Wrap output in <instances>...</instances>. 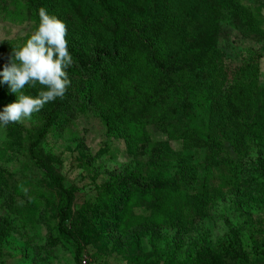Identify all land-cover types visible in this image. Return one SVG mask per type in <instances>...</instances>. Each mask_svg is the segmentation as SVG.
Listing matches in <instances>:
<instances>
[{
    "label": "rangeland",
    "instance_id": "rangeland-1",
    "mask_svg": "<svg viewBox=\"0 0 264 264\" xmlns=\"http://www.w3.org/2000/svg\"><path fill=\"white\" fill-rule=\"evenodd\" d=\"M240 1L256 14L260 25L252 26L222 5L214 31L210 36H195V46L213 43L223 56L228 79L255 60L257 83L264 87V0ZM215 4L221 3L204 0L195 15L209 14ZM37 25L28 0H0V71L12 50ZM30 90L26 87L24 91ZM16 98L7 84L0 83V111ZM46 114L45 105L31 119L14 124L22 140L9 125L0 126V264H78V244L99 264H264L263 146L254 143L249 153L239 155L230 144L221 145V155L232 159L235 168L225 166L216 172L211 183L222 195L208 214L191 224L119 229L97 208L100 185L113 174L131 171L140 174L146 186L156 185L158 179L150 176L154 156L160 166L165 165L159 168L162 185L174 182L178 193L196 195L202 191V163L208 150L181 138L179 128L187 127L183 121L150 122L146 127L149 137L134 147L124 137L107 133L93 109L78 114L63 128H52L35 149L46 167L75 189L72 219L76 226L72 236L62 235L57 210L61 192L29 149ZM156 207L144 200L134 213L150 216Z\"/></svg>",
    "mask_w": 264,
    "mask_h": 264
},
{
    "label": "trees",
    "instance_id": "trees-1",
    "mask_svg": "<svg viewBox=\"0 0 264 264\" xmlns=\"http://www.w3.org/2000/svg\"><path fill=\"white\" fill-rule=\"evenodd\" d=\"M218 1L221 4L211 5L209 14L195 15L204 0H28L38 24L40 8L65 22L74 59L67 70L70 87L63 99L46 104L45 122L29 147L31 157L48 170L61 192L57 210L62 235L72 236L76 226L75 189L49 170L35 149L52 128H63L78 114L93 109L107 133L124 137L134 147L149 137L150 122L183 121L187 127L179 128L181 138L208 150L202 163V191L196 195H180L174 182L162 185L159 168L165 165L160 166L154 156L150 176L158 179L156 185L146 186L136 171L113 174L100 185L97 208L119 229L191 224L208 214L222 195L211 183L216 172L235 165L221 155V145L230 144L239 155L249 153L254 143L264 147V87L257 83L255 60L228 79L223 56L214 44L195 46V36L214 31L222 5L252 26L260 25L240 0ZM203 71L207 75H197ZM40 88L37 85L25 94L35 96ZM9 126L22 140L19 127ZM144 200L157 205L150 216L134 213ZM83 251L78 244V264Z\"/></svg>",
    "mask_w": 264,
    "mask_h": 264
},
{
    "label": "clouds",
    "instance_id": "clouds-1",
    "mask_svg": "<svg viewBox=\"0 0 264 264\" xmlns=\"http://www.w3.org/2000/svg\"><path fill=\"white\" fill-rule=\"evenodd\" d=\"M39 24L24 43L12 50L0 71V83L16 95L13 103L0 111V126L23 123L39 113L46 104L63 99L71 85L68 69L74 59L68 47V28L64 21L40 8ZM41 86L35 96L26 87Z\"/></svg>",
    "mask_w": 264,
    "mask_h": 264
},
{
    "label": "built area",
    "instance_id": "built-area-1",
    "mask_svg": "<svg viewBox=\"0 0 264 264\" xmlns=\"http://www.w3.org/2000/svg\"><path fill=\"white\" fill-rule=\"evenodd\" d=\"M79 264H99L98 261L88 253L87 251H83V253L80 256Z\"/></svg>",
    "mask_w": 264,
    "mask_h": 264
}]
</instances>
